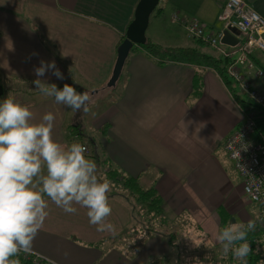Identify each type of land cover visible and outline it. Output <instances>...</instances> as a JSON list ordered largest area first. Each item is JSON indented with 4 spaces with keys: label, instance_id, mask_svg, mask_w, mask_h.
<instances>
[{
    "label": "crops",
    "instance_id": "obj_1",
    "mask_svg": "<svg viewBox=\"0 0 264 264\" xmlns=\"http://www.w3.org/2000/svg\"><path fill=\"white\" fill-rule=\"evenodd\" d=\"M138 1L0 0L1 98L11 96L27 106L33 113L29 123L38 124L45 114L44 103L58 104L53 97L41 95L33 84L37 79L34 69L41 61L54 62L64 77L58 79L49 70L39 78L43 83L61 87L74 78L86 81L91 87L86 84L83 90L78 83L80 87L75 89L92 95L86 103L90 110L94 106V114H82L80 119L79 112L59 104L62 117L54 121L53 139L67 148L75 143L73 129L78 124L88 138L94 136L92 129L108 124L105 137L94 136L101 150L99 158L107 162L102 168L105 174L112 167L143 181V189L154 186L169 222L193 224L197 234L217 246L221 244L217 240L222 231L220 212L230 219L235 215L240 224H246L255 220L260 210L243 195L242 181L223 147L241 125L243 109L214 70L176 63L160 67L138 46L130 52L119 81L109 91L106 84L125 35L122 29L126 31L132 21ZM243 1L264 19V0ZM159 3L163 5L158 7V17L161 9L169 7L180 20L195 18L211 33L221 29L215 27L220 24L217 17L224 0ZM147 41L156 44L149 38ZM202 48L201 52L219 58L210 47ZM257 57V64L264 69L259 59H264V53ZM196 73L202 87L199 95L190 97ZM92 79L100 81L99 86H94ZM18 83L21 88L13 86ZM262 89L264 93V81ZM99 102L103 106L95 110ZM42 172L46 174L43 162ZM108 197L113 218L106 217L99 226L110 223L114 232H98V226L89 223L87 208L74 204L77 212L68 214L45 197L48 216L30 251L58 264H152L170 254L163 236L144 238L143 230L126 241L124 237L133 229L132 208L130 213L124 195ZM137 234L142 236L140 245L133 239Z\"/></svg>",
    "mask_w": 264,
    "mask_h": 264
},
{
    "label": "clouds",
    "instance_id": "obj_2",
    "mask_svg": "<svg viewBox=\"0 0 264 264\" xmlns=\"http://www.w3.org/2000/svg\"><path fill=\"white\" fill-rule=\"evenodd\" d=\"M49 70L64 79L54 62L41 61V66L34 69L35 89L73 112L87 114L86 102L92 95L78 92L68 83L62 88L43 83L39 78ZM32 117L30 109L11 96L0 102V264H19L10 258L31 250L48 216L45 197L68 214L77 212L74 204L87 208L89 223L97 225L98 232L115 230L110 223L99 226L112 212L107 195L111 189L108 182H100L94 175L98 166L86 158L87 147L72 143L65 148L56 142L52 112L45 113L38 124L29 123ZM42 162L46 174L42 172ZM255 229V220H249L246 229L240 223L224 228L217 237L223 255L231 252L239 264H248L252 248L247 237Z\"/></svg>",
    "mask_w": 264,
    "mask_h": 264
},
{
    "label": "built area",
    "instance_id": "obj_3",
    "mask_svg": "<svg viewBox=\"0 0 264 264\" xmlns=\"http://www.w3.org/2000/svg\"><path fill=\"white\" fill-rule=\"evenodd\" d=\"M173 23L186 25L188 37L205 42L222 59L228 61L226 77L235 86L238 94H245L253 105L264 107V95L254 87V83L264 76L257 64V56L264 53V19L243 0H224L217 17L221 29L211 33L205 24L195 18L180 20L172 15ZM237 31L236 45L221 43L224 33ZM256 85V84H255ZM254 89H253V87ZM244 117V124L232 133L224 143V151L243 183L244 196L260 208L256 228L264 233V138L256 139L254 112ZM76 140V137H74ZM22 261L31 264H58L33 251L19 252Z\"/></svg>",
    "mask_w": 264,
    "mask_h": 264
},
{
    "label": "trees",
    "instance_id": "obj_4",
    "mask_svg": "<svg viewBox=\"0 0 264 264\" xmlns=\"http://www.w3.org/2000/svg\"><path fill=\"white\" fill-rule=\"evenodd\" d=\"M159 10L160 9L157 8V11L155 13L156 16H158ZM123 39H124V35L121 37V42L123 41ZM196 41L198 46L194 48L190 47V48L166 49V48H161L149 41H147L145 45L138 47L141 50H143L147 55H149L153 59H156L160 67L164 66L167 63H176V64L191 65L198 68H210L214 70L217 73V75L220 77L224 86H226L230 95L242 107L244 117H249L250 114L248 113L254 112L255 115L252 116V120L255 123L254 135H256V139H259V137L264 138V107L253 105L245 94L239 95L235 89V86L225 75L226 74L225 70L228 61L226 59H222L221 57L217 59L215 56H210L201 52L200 47H203V45H206L207 47L209 46L201 40H196ZM255 84L256 83H254V87L258 89L257 84L256 85ZM62 87L63 86H61L60 88ZM201 87H202L201 76L196 73L193 78V86L190 97L199 95L201 91ZM109 91H112V89ZM2 101L3 99L0 98V102ZM243 124H244V120L242 121L241 125L237 127V129H240ZM109 127L110 126L108 124H105L101 129H99L102 137L106 136V132L108 131ZM237 129H235V131ZM235 131H233V133ZM74 132L77 141L78 142L80 141V144H84L88 149V151L85 153L86 158L95 161L97 163L98 168L105 167V164H107V162L99 158L100 155L99 153L101 152V150L99 144L96 143L95 137L89 136L88 138L86 135H84L82 125L79 124L76 127V129H74ZM106 178L110 182H116L117 184L120 183L123 189L128 191V194L130 197H132L133 201L146 210L149 216L148 221L151 224V228H149V233L157 234L159 231L166 233V234L163 233H159V234L160 236H163L165 240H167L170 249L171 250L173 249L174 251L172 252V254L165 256L163 260V264H183L184 256L182 254L181 248L178 247L179 234H175L174 231L167 232V229L170 226H172V223H170L163 214V210L161 207V200L157 195L154 186H152L150 189H143L140 186V182L138 178H132L129 177L128 175H122L117 169H114L112 167L108 168V171L106 173ZM242 189H243V183H242ZM130 206L132 205L130 204ZM219 214L221 216V223H222L221 227L226 228L227 225L229 224L230 217H227V214H225L224 212H220ZM158 225L159 228L161 229L157 228ZM244 226L246 229V225ZM247 242L250 244L252 248V251L247 258L248 264H258V262L264 261V233L261 232V230H259L258 228H256L255 231L248 233ZM10 259L18 260L19 264H31V262L29 261L20 260L19 258H17V256L11 257ZM226 259L229 260L230 264H239V262L233 259L231 252H229L228 256H225V258H223V261ZM154 261H152L153 262L152 264H162V262H160L158 259Z\"/></svg>",
    "mask_w": 264,
    "mask_h": 264
},
{
    "label": "rangeland",
    "instance_id": "obj_5",
    "mask_svg": "<svg viewBox=\"0 0 264 264\" xmlns=\"http://www.w3.org/2000/svg\"><path fill=\"white\" fill-rule=\"evenodd\" d=\"M162 5H163L162 3L161 4L159 3L158 7L159 6L162 7ZM157 8L150 17L149 25H148V28L146 30V37L147 38H149L150 40H153V42H155L157 46H159L161 48H166V49H174V48H178V47L179 48H183V47L187 48V46H189V47L198 46L196 40L188 37L185 24L173 23L171 17L174 14H171V10L169 7H166L163 10L161 9V16L160 17L156 16V14H155L157 11ZM127 22L129 23L130 20H128ZM124 25H125V23H124ZM221 27L222 26L219 24L215 27V29L219 30ZM124 32H125L124 29H122V35L124 34ZM39 41H40V38H39ZM77 47H79V45ZM200 48H201V50L204 49L202 47H200ZM131 55H132V53H130V56ZM100 59H104V57H99V60ZM259 59H261L262 63H264L263 57H260ZM68 71L75 74V71H72L71 68H69V67H68ZM71 78H73V77H71ZM90 81L92 83L95 82L93 84L96 87L99 86V84L101 83L100 81H96V79H92ZM263 81H264V78H262V79L258 80V82H256L257 88L262 94H264L263 89H262ZM78 83L81 85L80 89H83V87H85L87 84L86 81L81 80V79H76V78H74V80H72V83H70V84H72V86L74 84L75 87L74 86L73 87L78 89V87H80L77 85ZM87 85L89 87H91L89 84H87ZM13 86L21 88L19 83L13 84ZM116 92H117V90L115 91L114 94H116ZM105 93H108V92H105ZM4 94H5V92H4ZM20 94H27V92H20ZM59 106H60L59 104H55L52 101L50 103H47V101H46L44 103L43 111H44V113L52 112L55 116V120L57 122H59L60 117H62V113H59ZM102 106H103L102 102L97 103L95 106V110H100L102 108ZM93 111H94V106L91 108V110L89 109V116L94 114ZM91 119L94 120L96 118L91 117ZM84 121H86V119ZM91 133L95 137H102L99 129L98 130L92 129ZM74 142L77 143L78 142L77 139ZM234 171H235V169H234ZM105 172H106V169L103 170L102 168H98L95 175L100 182H108L110 184L111 190L107 194L108 195H113V194L124 195V197H126V199L129 201V203L132 205L131 207H129V211L131 213V208H132V217L133 218H132L131 226L133 227V229L128 231V236H127V238L124 237V239L127 241V239L129 240V238L132 235H134V233H136V232L143 233V231L145 232L143 234L144 238L153 237V236L161 237L159 234V233H163L161 231H159L157 234L149 233V228H151V224L148 221L149 216H148L146 210L133 201L132 197L129 196L128 191L124 190L120 183L117 184L116 182L108 181L106 178ZM144 184L145 183L143 181H140V186H144ZM234 186H235V184L233 183L232 187H234ZM144 189H146V188H144ZM110 218L112 219L113 216L111 215ZM231 219L232 220L234 219V221H235L234 223L240 222L235 217V215H233L231 217ZM113 220H115V219H113ZM230 220H229V224L227 225V227L230 224H232V223H230ZM170 223H172V226H170L167 229V232L174 231L175 234H179V236H178L179 237L178 238V241H179L178 247L181 248L182 254L184 256V263L183 264H230L229 260H227V259L223 261V258H225V256L222 253V243L220 245H217V246L210 245L208 243L207 239L202 238L204 236L200 232H199V234H197L195 232V226L193 224L188 225V223L186 221H184V222H182V221L170 222ZM246 224H242V225H246ZM157 228H159V225ZM159 229H161V228H159ZM223 229L224 228L222 227V230ZM163 234H166V233H163ZM141 237L142 236L137 234L135 237H133V239H135V242L140 245ZM131 241H132V239H131ZM166 242H167V240H166ZM173 251H174L173 249L172 250L170 249V254H172ZM164 258L158 259V260L160 262H162V264H163ZM258 264H264V261L258 262Z\"/></svg>",
    "mask_w": 264,
    "mask_h": 264
},
{
    "label": "water",
    "instance_id": "obj_6",
    "mask_svg": "<svg viewBox=\"0 0 264 264\" xmlns=\"http://www.w3.org/2000/svg\"><path fill=\"white\" fill-rule=\"evenodd\" d=\"M160 0H139L133 12V19L127 26L123 41L116 49V60L111 77L106 84L108 89H113L121 77L123 67L130 52L137 46L147 43L146 30L153 12L159 5ZM238 32L231 30L225 32L221 43L225 46L233 47L236 43L235 36ZM3 96V88L0 86V98ZM233 223V220H230Z\"/></svg>",
    "mask_w": 264,
    "mask_h": 264
},
{
    "label": "flooded vegetation",
    "instance_id": "obj_7",
    "mask_svg": "<svg viewBox=\"0 0 264 264\" xmlns=\"http://www.w3.org/2000/svg\"><path fill=\"white\" fill-rule=\"evenodd\" d=\"M81 115L79 116V118H82V112H79ZM84 116H86V114H83ZM73 132H74V129H73Z\"/></svg>",
    "mask_w": 264,
    "mask_h": 264
}]
</instances>
